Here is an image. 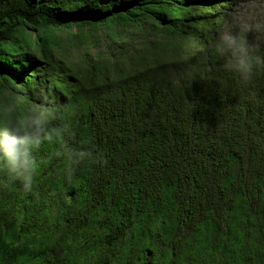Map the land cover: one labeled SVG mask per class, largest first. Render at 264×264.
<instances>
[{
  "label": "trees",
  "instance_id": "obj_1",
  "mask_svg": "<svg viewBox=\"0 0 264 264\" xmlns=\"http://www.w3.org/2000/svg\"><path fill=\"white\" fill-rule=\"evenodd\" d=\"M228 1L0 0V124L53 137L32 191L0 168V264H264V67L225 69Z\"/></svg>",
  "mask_w": 264,
  "mask_h": 264
},
{
  "label": "clouds",
  "instance_id": "obj_2",
  "mask_svg": "<svg viewBox=\"0 0 264 264\" xmlns=\"http://www.w3.org/2000/svg\"><path fill=\"white\" fill-rule=\"evenodd\" d=\"M250 31L251 27L242 31L225 28L216 39V50L225 57V69L237 72L244 82L252 79L254 68L264 67V57L258 54L257 46L247 39ZM196 51L202 52L204 48L200 47ZM52 139L46 129L45 119L38 115L27 117L21 124H0V168L7 169L13 179L19 180L26 192L32 191L38 166L33 151L42 142ZM69 154L72 164L91 156L90 152L82 150H69ZM60 155L57 153V156Z\"/></svg>",
  "mask_w": 264,
  "mask_h": 264
},
{
  "label": "rangeland",
  "instance_id": "obj_3",
  "mask_svg": "<svg viewBox=\"0 0 264 264\" xmlns=\"http://www.w3.org/2000/svg\"><path fill=\"white\" fill-rule=\"evenodd\" d=\"M223 11L226 13L223 20V30L230 28L234 31H242L245 28L251 27L252 31L248 32L256 42L264 41V0H230L224 4ZM76 30L75 27L71 32ZM65 36V37H64ZM69 37L66 31L61 32V37ZM106 40L103 37H98L93 45L88 46L90 53L96 51L108 52ZM62 49L59 50L61 52Z\"/></svg>",
  "mask_w": 264,
  "mask_h": 264
}]
</instances>
